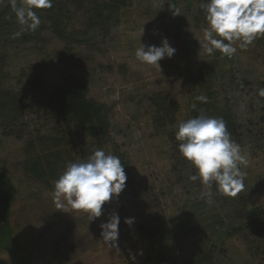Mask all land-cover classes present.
I'll use <instances>...</instances> for the list:
<instances>
[{"label":"rangeland","instance_id":"1","mask_svg":"<svg viewBox=\"0 0 264 264\" xmlns=\"http://www.w3.org/2000/svg\"><path fill=\"white\" fill-rule=\"evenodd\" d=\"M111 1L55 0L50 14L76 38L71 47L42 27L45 15L29 43L0 42L5 57L0 88L19 93L28 105L16 125L0 127V172L15 190L10 237L0 236V264H163L162 258L195 264L200 252L209 256L200 264H264V241L254 250L233 230L218 238L222 230L264 222V97L258 95L264 87V37L231 58L219 52L209 56L198 42L206 27L200 7L205 0H125L100 26L93 5L103 8ZM5 2L0 0V11ZM165 37L176 52L159 61L161 71L135 58L141 43L160 46ZM203 64L218 67L214 89L237 119L243 133L238 144L248 160L242 166L244 191L228 197L212 188L211 205L201 198L207 189L186 174L189 163L175 140L177 122L188 119L196 97L204 95L196 85ZM81 76L88 99L109 110V135L92 142L76 132L62 161L76 162L102 148L120 158L127 175L118 199L103 205L93 221L83 212L57 209L53 182L36 181L22 168L28 141L66 133L49 98ZM35 77L42 80L39 92L30 89ZM112 213L120 217L116 247L102 241L99 227ZM216 216L226 227L213 225ZM130 217L131 226L124 223Z\"/></svg>","mask_w":264,"mask_h":264},{"label":"clouds","instance_id":"2","mask_svg":"<svg viewBox=\"0 0 264 264\" xmlns=\"http://www.w3.org/2000/svg\"><path fill=\"white\" fill-rule=\"evenodd\" d=\"M53 4L54 0H11L16 22L21 26L13 38L26 31L35 32L41 25L40 10L51 9ZM200 7L206 27L198 42L209 56L219 52L231 58L238 48L246 50L257 38L264 37V0H205ZM175 14H179L178 9ZM175 52L165 37L160 46L141 43L134 55L139 62L161 71L159 61L171 58ZM258 95L264 97V87L259 88ZM196 99L207 102L205 96ZM175 140L179 142L180 156L194 169L189 179L199 181L207 189L201 192L206 203H213L212 188L228 197L244 191L247 174L242 166L247 167L248 160L241 146L231 138L223 118L201 114L180 120L175 128ZM126 181L120 158L96 148L85 158L66 163L53 181V204L57 209L67 207L83 212L93 221L103 214V205L118 199ZM124 223L131 226L134 218H125ZM119 224V215L112 213L99 226L102 241L111 247L117 246Z\"/></svg>","mask_w":264,"mask_h":264},{"label":"trees","instance_id":"3","mask_svg":"<svg viewBox=\"0 0 264 264\" xmlns=\"http://www.w3.org/2000/svg\"><path fill=\"white\" fill-rule=\"evenodd\" d=\"M71 1L75 2V0ZM124 5L125 0H112L108 6L105 5L103 8L94 4L92 11L93 13H97L98 20H101L99 25L102 26L107 25L110 22L111 16L113 18V15H116L120 7ZM104 11L108 12V16L105 17ZM50 13H52V8L40 10V19L42 15L46 17L43 18L45 25L42 27L54 34L61 42L71 47L75 43L76 38H72L69 33H66L63 23ZM98 20L95 19L93 23ZM38 29H41V25ZM20 30L21 26L16 22L11 8V0H6L3 9L0 11V42L2 43L8 39L11 42L26 44L38 32L37 30L35 32L26 31L21 36L13 38V34ZM4 65L5 57L0 53V82H2ZM217 68L214 64H203L199 68L196 85L199 91L203 92V96L207 97V102L201 103L196 100L194 104L195 108L193 106L189 108V118L201 114L223 118L231 134V138L236 143H239L243 139V133L239 130L237 119L229 104L220 102L214 89ZM30 89L33 92L41 91L43 89L42 80L39 77L33 78L30 83ZM87 95L88 83L83 76L74 77V80L59 87L51 94L49 105L53 108L56 116L66 125V133L62 132L60 136H49L28 141L25 146L22 168L32 179L42 183H49L58 178V175L66 165L62 161V153L75 141L76 132H81L85 136V139L92 142L105 139L109 135L108 108L103 104L88 99ZM26 102L19 93L15 94L12 91L0 88V127L5 129L6 127L11 128L16 125L23 117L26 108H28ZM72 125L74 128H71ZM187 166L188 173L186 174L191 175L190 164H187ZM14 196L15 190L10 179L0 172V236L2 238L8 235L10 237L7 221ZM216 217L215 220L212 218V221L214 220L213 225L216 224L218 227H222V229L226 227L223 219L220 216ZM232 230L233 233L246 237L245 240L250 249L256 250L258 244L264 241V222L260 224L249 223L245 229L238 226L237 228L222 230L218 233L219 240L223 239L226 235H233ZM160 236L163 243L165 237L162 233ZM208 260L209 256H205L204 253L200 252L195 258V264L208 262ZM162 263L168 264V259L162 258Z\"/></svg>","mask_w":264,"mask_h":264}]
</instances>
